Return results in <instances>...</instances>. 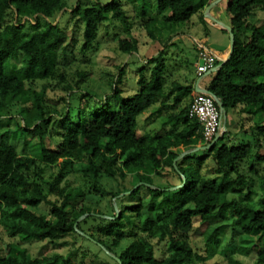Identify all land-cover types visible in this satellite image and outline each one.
Listing matches in <instances>:
<instances>
[{
  "label": "trees",
  "instance_id": "trees-1",
  "mask_svg": "<svg viewBox=\"0 0 264 264\" xmlns=\"http://www.w3.org/2000/svg\"><path fill=\"white\" fill-rule=\"evenodd\" d=\"M213 1L91 0L89 4L77 0L70 9L65 0H0V121L19 120L25 135L37 138L31 148L19 151L10 131L2 134L0 243L4 252L0 246V264H74L81 247L33 257L23 245L27 240L48 241L62 249L69 235L106 250L114 264H199L216 256L228 227L237 236L236 251L253 254L257 264H264V179L260 201H249L252 177L240 169L249 160L250 172L256 173L253 163L264 160L258 151L263 147L260 138L264 140V23L252 30L249 24L257 8H264V0H229L234 46L229 56H218L215 77L205 88L222 103L226 115L239 109L255 116L258 140L254 145H232L225 132L216 144L196 154L195 149L204 146L202 126L189 117L190 104H184L186 100L191 103L196 93V75L191 84L173 81L166 89L167 50L178 47L175 40L182 41L184 25L197 14L203 19ZM127 6L139 12L142 28L162 46L147 60L140 55L139 41L130 29ZM153 11L156 17L149 16ZM74 15L83 21V51L94 46L100 26L111 16L130 39L119 40L125 61L110 81L109 95L101 99L86 92L72 106L73 89L65 86L68 99L64 109H58L48 105V83L66 81L61 64L68 62L70 49L59 19ZM202 45L193 46L197 60ZM129 65H138V90L132 96L121 88ZM86 77L81 74L83 80ZM159 102L161 110H171L163 122L173 130L159 136L139 135V118ZM56 133L60 144L51 150L47 144ZM208 159L216 177L203 172ZM100 161L111 166L104 167ZM50 165L56 171L47 181L45 166ZM70 170L95 185L103 174L129 179L131 189L113 194L118 213L112 201L114 214L110 216L85 203L80 187L62 186ZM155 176L167 182L155 185ZM131 190L133 198L119 197ZM127 197L136 201L122 207ZM124 219H135L137 224L131 223L128 230ZM215 219L218 224L200 234L207 252L201 256L193 250L190 233L199 234L195 220L206 224ZM89 224H95L96 231L87 233L84 227ZM1 231L9 242H4ZM123 238L132 241L117 253ZM106 239H111V245ZM153 240L166 242L161 259Z\"/></svg>",
  "mask_w": 264,
  "mask_h": 264
},
{
  "label": "rangeland",
  "instance_id": "rangeland-1",
  "mask_svg": "<svg viewBox=\"0 0 264 264\" xmlns=\"http://www.w3.org/2000/svg\"><path fill=\"white\" fill-rule=\"evenodd\" d=\"M103 2H108L109 0H102ZM68 7L71 9L76 4L77 0H65ZM91 0H88L90 3ZM229 0H214L208 13L204 12L203 19L201 15L197 14L192 17L190 22L186 23L182 28L184 33L182 41L175 40L178 47H172L167 50V87L169 90L171 88V83L173 81H180L186 84L193 83L195 79V67H196V53L194 49L195 43L206 44L208 48L215 54H220L222 58L230 55L231 50V33L226 27L231 26L230 15L227 10ZM129 26L132 29L133 35L139 41V53L144 60L151 58L156 55L162 46L158 41H153L149 38L147 32L142 28V21L138 17V11L133 12L132 6H127ZM151 17H156V12L153 11L149 14ZM61 25L67 34V41L65 43L66 47L70 49L69 59L66 63L61 64V69L65 73L66 81L61 85H58V79L49 82L50 91L48 93L50 107H56L58 109H64L65 100L69 95V91L65 90V86H71L73 92L70 93V104L76 106L80 96L86 92H90L99 96V98H104L105 95H109L111 92L110 81L118 72V67L125 61V57L119 50V40L120 39H130V37L124 31V26L115 17L111 16L109 20L104 22L99 29L98 38L94 46L88 51L82 50L83 44V21L79 16L62 17L59 19ZM264 23V8L258 7L255 15L250 19V30L255 26ZM73 39L76 41L73 44ZM246 39V37L244 38ZM19 65L21 62H17ZM138 65H129L127 70L128 75L126 81L121 87L126 96H132L137 90V74L136 70ZM81 74H87L86 79L81 78ZM215 77V73H212L204 79L201 85L206 88L208 84ZM41 87V84H40ZM184 104H190V100H186ZM170 109L161 110L160 102L156 103L149 110H147L139 118V135L149 134L153 136L163 135L166 132L172 131L173 128L170 125H165L163 120L165 117L170 115ZM225 122V132L229 133V138L231 139L232 145H238L240 143H248L254 145L258 137V130L256 129L257 119L255 116H251L246 113H241L239 109L230 110L226 115ZM31 123V122H30ZM30 123H26L27 125ZM24 126V125H23ZM22 124L19 120L11 121H0V141L4 130L10 131L11 142L15 144L19 151L24 148H31L37 138L34 136L28 137L22 131ZM26 126V125H25ZM224 132V133H225ZM58 136L54 137L53 142H48L47 146L49 149L54 150L56 146L60 144L59 133ZM261 139L262 148H258L259 153L264 157V140ZM195 152V151H194ZM199 154V151H196ZM103 163L104 167H109L110 164ZM256 173L250 172L251 163L245 161L240 169L248 176L252 177V183L250 188L251 196L248 199L258 203L261 199L260 184L264 179V160L261 162L253 163ZM111 166V165H110ZM214 165L211 159H208L203 167V172L208 177H216L214 174ZM115 168V167H114ZM53 166H45L44 179L51 181L52 173H55ZM155 185H164L167 180L154 177ZM66 182L62 186L66 187H80L85 192V203L90 207L96 208L101 212L112 216L114 211L112 209V203H114V208L117 210L116 199L113 198V194L123 189H131V182L129 179L126 180H115L106 174L101 175L96 185L92 184L89 180L82 177L80 173H74L73 171H68L66 176ZM47 188V184L44 183ZM138 187V186H137ZM136 187V188H137ZM133 190L129 192H124L119 197L130 196ZM145 191L142 190L141 195H145ZM133 198V197H132ZM124 198L122 200V207L125 205H130L135 203L136 199ZM112 201V203H111ZM147 201V198L146 200ZM119 209L117 210L118 213ZM136 223L135 219L131 222L128 219H124V225L128 230L131 223ZM137 224V223H136ZM218 224V219L206 224H201L198 220H195L194 229L199 230V234L190 233V242L193 246L195 253L206 256V246L203 237L200 235L205 230L215 227ZM132 228V227H131ZM136 226L132 228L135 231ZM84 230L89 233L96 231L95 224H89L84 227ZM131 230V229H130ZM2 239L4 242H9L11 239L1 231ZM223 235V245L220 247L218 253L214 258L208 259L205 262L199 264H257L256 258L253 254L248 256L236 251L237 247V236L233 233L231 228L225 229ZM132 239L123 238L119 241V246L115 249L117 253L124 250L130 243ZM62 242H66L67 245L62 249L58 248L56 245L45 241L37 242L32 240H27L23 242V245L29 250L33 257H39L46 254L54 253H66L73 249L81 247V250L74 255V264H114L111 261V254L104 249H100L95 243L84 242L83 239H78L74 235H69ZM106 242L111 245V239H106ZM154 245L156 255L161 259L167 248L166 242H159L158 240L151 241ZM2 253L4 252V245L1 244Z\"/></svg>",
  "mask_w": 264,
  "mask_h": 264
},
{
  "label": "built area",
  "instance_id": "built-area-1",
  "mask_svg": "<svg viewBox=\"0 0 264 264\" xmlns=\"http://www.w3.org/2000/svg\"><path fill=\"white\" fill-rule=\"evenodd\" d=\"M195 73L196 82L194 84L195 95L189 106V117L196 120L202 126L203 145H210L216 136H222L225 132V119L222 111L211 93L202 92L206 90L203 83L210 72L217 71V61L221 60L214 53L209 51L206 45H202L198 51Z\"/></svg>",
  "mask_w": 264,
  "mask_h": 264
},
{
  "label": "water",
  "instance_id": "water-1",
  "mask_svg": "<svg viewBox=\"0 0 264 264\" xmlns=\"http://www.w3.org/2000/svg\"><path fill=\"white\" fill-rule=\"evenodd\" d=\"M210 8L211 7H208L207 9H206V14L208 13V11L210 10ZM227 28V30L231 33V38H232V42H231V50H230V53L232 52V49H233V46H234V37H233V34H232V28L231 27H226ZM216 71H213V72H210V74H212V73H215ZM202 92H207V93H209L207 90H203ZM215 97V96H214ZM215 100H216V102L218 103V105H219V107H220V109H221V111H222V117L225 119V121H226V112H225V110H224V107H223V105H222V103L215 97ZM222 136H216L215 137V139H214V141L210 144V145H207V146H203V147H198V148H196L195 149V151H200V150H207V149H209L211 146H213L214 144H216L217 142H218V140L221 138Z\"/></svg>",
  "mask_w": 264,
  "mask_h": 264
},
{
  "label": "crops",
  "instance_id": "crops-1",
  "mask_svg": "<svg viewBox=\"0 0 264 264\" xmlns=\"http://www.w3.org/2000/svg\"><path fill=\"white\" fill-rule=\"evenodd\" d=\"M207 47H208V46H207ZM211 52H212V51H211ZM213 53H214V52H213ZM214 54H215V53H214ZM215 55H217V56L221 57V56H220V54H215Z\"/></svg>",
  "mask_w": 264,
  "mask_h": 264
}]
</instances>
